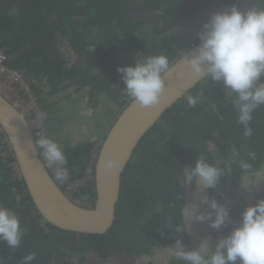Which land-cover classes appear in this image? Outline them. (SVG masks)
<instances>
[{
	"label": "trees",
	"instance_id": "16d2710c",
	"mask_svg": "<svg viewBox=\"0 0 264 264\" xmlns=\"http://www.w3.org/2000/svg\"><path fill=\"white\" fill-rule=\"evenodd\" d=\"M7 1L10 6L0 0V42L8 48L11 68L24 69L37 77L45 76L52 94L59 93L61 86L68 82L81 84L82 88L91 86V103L102 94L108 95L121 103L123 112L133 99L128 95L121 99V90L126 86L117 68L134 66L138 55L165 54L172 65L177 51L186 53L191 47L181 44L176 33L170 39L160 41L159 33L171 34L183 19L189 16L199 19L222 0H145L144 9L157 14L164 25L161 30L157 27L154 36L144 41L140 39L143 22L121 8L124 0ZM83 2L85 4L80 5ZM13 9L18 11L17 14L12 12ZM52 9L56 12L53 26L48 17ZM2 19L10 27L1 24ZM30 21H37L39 25L28 28ZM50 26L67 28L75 51L90 54L86 61L89 69H95L93 74L87 71L88 76L82 75L76 66L65 69L62 63L65 55L59 49L51 52L47 45V48L38 47L15 58V54L27 45L47 42ZM176 39L178 42L173 46ZM195 43L199 45V39ZM91 46L94 50H89ZM189 96L198 98L195 106L188 105ZM234 99V94L232 97L226 95L222 84L204 79L163 114L143 137L128 163L117 205V222L104 236L64 231L48 223L36 209L25 182L12 181L0 164V176L3 173L0 177V206L15 211L24 229L18 248L12 249L0 242V262L23 264V258L34 252L32 264H85V254L91 250L105 260L111 254L141 256L152 254L153 249H167V243L181 236L175 228L182 224L181 213L186 206L182 204L186 202L188 186L184 184L183 168L193 166L202 155L210 164L225 170L227 174L220 182L235 187L245 174L240 168L241 161L250 165L248 172L252 174L263 167L264 106L253 113L249 124L252 135L245 136V128L238 122L232 103ZM44 106L46 108V104ZM102 137L103 141L107 138L106 134ZM92 146L89 142L64 149L67 168L73 176L83 174ZM250 153L255 154V159ZM49 171L53 173L51 169ZM60 187L65 189L63 184ZM192 188L196 186L192 184ZM79 197L90 198L96 204V182L83 189ZM200 224H196L199 227L193 225L188 233L197 235ZM220 231L210 228L201 235L204 239L214 240L222 236ZM188 233L182 236H188ZM75 258L79 261L75 262ZM176 262L184 264L182 260Z\"/></svg>",
	"mask_w": 264,
	"mask_h": 264
},
{
	"label": "clouds",
	"instance_id": "9594fccd",
	"mask_svg": "<svg viewBox=\"0 0 264 264\" xmlns=\"http://www.w3.org/2000/svg\"><path fill=\"white\" fill-rule=\"evenodd\" d=\"M84 4L85 2H83ZM190 17L192 18V16ZM201 26V30L197 33L200 41L199 45H190L188 43L191 49L195 46L197 47L192 52H186L185 59L187 64L197 78L210 79L215 83L222 84L228 97H232L234 94L235 99L232 103L237 112L238 122L244 126L245 136H251L252 129L249 127V124L253 119V113L260 106H264V0H259L258 5H253L246 9H241L238 4H233L223 11L213 13L208 21ZM45 45L52 52L48 42L32 43L16 53L15 58L35 48L46 47ZM0 47L6 48V66L11 70L15 69L8 65V48L1 44ZM73 51L79 56V60L76 62L77 65H70V67L82 66L89 63L86 59L83 60L81 53H77L70 44V54L69 56L65 55L63 58V65L67 59L72 60L71 55ZM183 53L185 52L181 54ZM172 65L165 54L147 57L139 55L134 66L126 65L118 67L117 72L121 75L126 86L125 91L127 95L141 107L152 108L160 103V99L165 93L166 77L172 71ZM15 70L20 72L25 77L26 82L31 84L38 98L39 107L44 115L45 135H40L35 143L30 146L33 150H38L39 156L42 155L43 158L40 156L41 160L48 170H52L53 173H50L52 176L54 175L53 178L59 187L60 184L65 186V189L60 188L69 200L81 208L87 210L95 209L98 200L94 204V201L90 198L79 197L82 195V190L93 183L81 186L76 182L85 175L90 165V160L82 175L80 173L78 177L73 176L67 168L68 161L64 149L57 141L47 135V109L36 90L37 86L44 83L43 81H47V78L45 76L37 77L24 69ZM68 70L70 69L68 68ZM64 85L61 86L62 90L65 87L71 86L70 82L66 86ZM77 85L72 84V86ZM61 89L59 92L62 91ZM76 89L77 94L87 89L90 96L91 86L82 88L80 84V87L78 88L77 86ZM98 97L94 99V102H98ZM82 98L84 100V96ZM187 99L190 107L195 106L198 102L197 97L189 96ZM111 128L105 133L106 137ZM3 132L8 138L4 129ZM104 141L92 143L93 146L100 144L97 160L93 165V182H96V166ZM9 142L13 148L10 140ZM13 152L15 162L22 175L21 180L17 181L25 182L14 148ZM249 155L252 159H255L254 153H250ZM0 164L2 165L4 174L9 175L10 179L14 181L11 169L1 158ZM107 167L112 168L115 165L109 162ZM240 168L245 173L241 176L242 188L249 190L251 188H258L261 184H264V170H258L250 176L248 174L250 165L243 161L240 162ZM183 169L184 184L188 185L186 194L194 197V189L190 187L191 184H194L200 192V204H207L212 211H201L199 204L183 206L181 213L183 222L175 228V232L182 236L184 233L190 232L192 225L197 222H210L209 226L216 230H220L226 224L233 223L229 209L218 203L216 199L209 201L207 194L208 190L215 189L221 177L227 174L225 170L210 164L202 155L196 159L193 166ZM228 173H230V170ZM68 175L70 176L69 179ZM116 222L117 213L114 224ZM108 232L103 234V236ZM23 234L24 229L21 227L20 217L17 213L10 208L0 206V242L5 243L9 248L16 249L21 245ZM155 250L159 249H153V251ZM168 252L176 259L182 260L184 264H264V199H259L255 203L249 204L241 214L240 220L235 222V227L227 235H222L215 240L210 238L202 239L199 246L191 250L186 247L182 238H177L175 245L168 248ZM78 256L82 257V255ZM85 256L87 258L85 264L91 262L92 258L102 264H136L137 259L150 258L152 254H143L141 256L111 254L107 259L103 260L99 257L98 253L91 250ZM34 260L35 253L33 252L23 258V264H32ZM147 264L159 263L149 261Z\"/></svg>",
	"mask_w": 264,
	"mask_h": 264
},
{
	"label": "water",
	"instance_id": "95a60500",
	"mask_svg": "<svg viewBox=\"0 0 264 264\" xmlns=\"http://www.w3.org/2000/svg\"><path fill=\"white\" fill-rule=\"evenodd\" d=\"M246 1H253L254 4L259 2ZM236 3L241 6L239 1ZM215 12L210 8L205 15L199 16L198 30L203 21L208 20ZM197 46L189 52L194 51ZM185 56L186 53H183L181 58L173 63L172 71L166 77L165 93L158 105L143 108L133 100L109 131L96 166L98 203L92 210L81 208L66 197L41 160L38 150H33L30 146L36 140L27 120L0 93V124L13 145L33 203L48 223L61 230L80 234L103 235L110 231L116 220L122 178L135 149L163 114L204 80L192 73ZM71 59L77 62L79 56L73 51ZM109 162L115 167L108 168ZM91 261L102 264L93 258Z\"/></svg>",
	"mask_w": 264,
	"mask_h": 264
},
{
	"label": "rangeland",
	"instance_id": "374dc122",
	"mask_svg": "<svg viewBox=\"0 0 264 264\" xmlns=\"http://www.w3.org/2000/svg\"><path fill=\"white\" fill-rule=\"evenodd\" d=\"M236 1H239V3L241 4V6H239L241 9H246V8H249V7L253 6V5H258L257 3L254 4L253 1L248 2L246 0H222L218 4H215L212 7L213 11H216V12L223 11V10L229 8L230 5H232ZM3 2H4V4H6L8 6L11 5L10 1L4 0ZM244 2H246V3L242 4ZM142 4H143V0H132L131 9L130 10L136 9L138 11L136 13L132 11V12H130L129 15H134V16L138 15V16H140L139 20H141V21L144 20V24H143L144 25V31L142 32V36L140 37V39L142 38L141 40L144 41V40H147V39H151L152 36L154 35L153 31H151V30H155V27H157L158 25H160L159 26V30H161V28L163 27V24H162V20H161V18L159 16L157 17L154 14H150L148 11L143 10L144 8L141 7ZM198 4H199L198 7H200L201 5H200L199 2H198ZM80 5H83V3L80 4ZM199 10H200V8H199ZM12 12H14V14H17L18 11H15V9H13ZM49 12L50 13H48V15L52 16V18H51L52 20L51 19H49V20L53 21V22H54V20L56 21V18L54 17V14L56 12L53 9L50 10ZM87 17H88V14H86L84 16L85 19ZM192 18L195 19L194 17H192ZM192 18L189 16V17L183 19L181 24H184V25L189 24V22L193 20ZM8 23H9V21H8ZM7 25H9V24H7ZM38 25H39V23L37 21L36 22H31L30 21V22H28L27 27L28 28L36 27ZM9 27H10V25H9ZM201 28H202V26H200L198 32L201 30ZM149 29H151V30H149ZM59 35L63 39V35L61 33H59ZM170 36H173L172 33L171 34L167 33L165 35H160V33H159V35L157 37H159V39L161 41L163 38L170 39L169 38ZM88 40L91 41L90 39H88ZM65 42L67 44V46H65V47H66V49H68L69 46H70L69 40L66 39ZM177 42H178L177 39L174 40L173 46ZM186 42H187L186 38H184V41L180 40L181 44H186ZM189 43H190V45H194L195 44V40H193V41L191 40ZM0 49H1V47H0ZM5 50H6V48L4 49V52H5L4 54L6 56V51ZM83 53L84 54H81V58L83 60H85L86 57L90 58V54H88L87 52H84V51H83ZM65 59H67V58H65ZM70 65H77V63L75 61H73V60L68 61V59H67V61L64 64V67H66V69H68V67H70ZM76 67L78 68V70H77L78 73H80L82 75H86V76H88V74L86 73L87 71H92L90 73L93 74V72L95 70V69H89L88 68L89 67V63L83 64L82 66L78 65ZM71 68L72 67H70V70H71ZM64 86H66V85H64ZM77 86H78V88L80 87V85H77ZM66 88L69 89L68 92L72 91L71 88H69V87H66ZM125 90H126V88H123L121 90V92L122 93L123 92L126 93ZM77 96L78 97L84 96V100H81V103H80V106L83 109V114L84 115H94L96 117L97 115H101V113H104V111L107 108H111V107H114V106H115L116 109L118 108V106H116L113 102H110L109 100H107V101L99 100V102H97V103L94 102L93 104H91L90 103L89 91L87 89L82 90L79 94H77ZM126 96H127V94H125L124 97H122L121 99L124 100L125 98H127ZM95 104H96V106H95ZM110 126H111L110 124L106 125L105 126V130H107V128H109ZM101 137L102 136H100V138ZM94 138L96 139L98 137L96 136ZM100 138H98V140ZM94 140L92 141L93 144H95ZM248 174L251 176L252 173L248 172ZM256 189L257 188H251L249 190H245L244 188L241 187V180H240L238 182V186H235V187H233L232 184L227 185V184H223L222 181L221 182L219 181V183H218L217 187L214 189V191L208 190L207 194H208L209 201L212 199V196H213V199H216L218 201V203H220L221 205L226 206L229 209V213H230L231 219L233 221V223L226 224L225 226L222 227L223 229H220L221 230L220 232H222V235H223V233H226V232L229 233L233 229V227H235V222L240 220L241 214L243 213V211L245 210V208L249 204L255 203L259 199H264V194L262 196H260L259 198H256L257 190H259V189L264 190V184H261L259 186V188L257 190ZM210 194H212V196H210ZM190 199H191L190 201L194 202L193 205L199 204L200 208L202 209L201 211H203V210L204 211L205 210L206 211H212L208 207L207 204H200V196L198 198H195V197L192 196V197H190ZM204 224L205 225H202L200 227L199 231H198V234L201 232L199 234L200 238L202 237L201 234L205 233L206 231H208V229H210L209 228V222H204ZM230 225L232 227L231 229H229ZM225 235H227V234H225ZM178 238H180V237H178ZM202 239H204V236L200 240H202ZM159 250L153 251L152 257H150V258L144 257L142 259L141 258L137 259V263L136 264H147L149 261H153V262H156V263H159V264H161V263L165 264V262H168V260L171 259L170 254H169V252L166 249H161L160 248ZM97 259L99 260V258H97ZM78 261H79V258H75V262H78ZM95 263H96V261H91V262H89L87 264H95ZM175 264H178V263L176 262Z\"/></svg>",
	"mask_w": 264,
	"mask_h": 264
},
{
	"label": "crops",
	"instance_id": "0c3cea01",
	"mask_svg": "<svg viewBox=\"0 0 264 264\" xmlns=\"http://www.w3.org/2000/svg\"><path fill=\"white\" fill-rule=\"evenodd\" d=\"M48 17L50 19L51 16L48 15ZM205 21L208 20H204L203 23ZM50 23L53 26L51 21ZM1 24H7V22L2 19ZM184 26L186 25L177 26L175 28L176 30L173 29L175 31L172 32V35H174L173 33H176L182 41H184V38H186V44H188L191 40L196 41L198 36L194 37L195 34L191 33L190 28L182 29ZM49 33L50 35L47 42L49 47H51L52 52L55 53L59 49L62 55L64 54L69 56L70 46L68 49L65 47L67 46L65 42L66 39L69 40V44H71L70 33L68 32L67 28L63 27L56 29L51 27V31H49ZM59 33L63 35V39ZM0 44L4 45L3 42H0ZM68 83H66V85ZM69 88H71L72 91L68 92L69 89L65 87L63 90L61 89V92L52 94L47 82L37 86V92L40 95L41 100L46 104L47 135L48 137L57 141L63 149L69 147H80L85 145L87 142H92L96 136L100 138V136L105 135L108 129L112 127L114 122L122 113L121 103L118 100H113L108 95L102 94L98 97V102L99 100H109L118 106V108L116 109L115 106L107 108L104 113H101V115H97L96 117L94 115H84L83 109L80 106L81 100H83V98L82 96H77V86H72L71 83ZM121 94L124 97L125 92ZM108 124L111 126L105 130V126ZM98 138H96L94 141H103V137H101L99 140ZM256 194V198H259L264 194V190L259 189L257 190ZM198 238L201 239L200 236Z\"/></svg>",
	"mask_w": 264,
	"mask_h": 264
},
{
	"label": "built area",
	"instance_id": "2783aa9c",
	"mask_svg": "<svg viewBox=\"0 0 264 264\" xmlns=\"http://www.w3.org/2000/svg\"><path fill=\"white\" fill-rule=\"evenodd\" d=\"M4 49H0V92L3 96L28 120L29 125L34 134L35 140L40 135H45L43 112L39 107L38 98L36 97L32 86L26 82L25 77L17 70L9 69L6 66V56ZM100 144L93 146L90 155V165L87 168L85 175L77 180V184L87 186L93 183L95 164L98 156ZM42 157V155H40ZM0 158L11 169L14 181L21 180L22 175L19 167L15 162L13 148L5 136L0 125ZM43 158V157H42ZM68 175V179H69Z\"/></svg>",
	"mask_w": 264,
	"mask_h": 264
},
{
	"label": "flooded vegetation",
	"instance_id": "af4514ba",
	"mask_svg": "<svg viewBox=\"0 0 264 264\" xmlns=\"http://www.w3.org/2000/svg\"><path fill=\"white\" fill-rule=\"evenodd\" d=\"M123 1V0H122ZM131 2H132V0H124V5H122V9L124 10V11H128V13L130 14V12H137L138 10H136V9H132V10H130L131 9ZM144 3H145V0H143V4H142V8H144L143 7V5H144ZM114 4L115 5H117V2H114ZM233 4H237L236 2L235 3H233ZM232 4V5H233ZM232 5H230V7L232 6ZM143 10H145V9H143ZM145 11H147V10H145ZM150 13V12H149ZM150 14H153V13H150ZM155 16H157L158 17V15L157 14H154ZM137 17V21H141V20H139L140 18V16H136ZM52 18V16L50 17V19ZM195 18V17H194ZM193 19V18H192ZM201 19H203V17L201 18ZM52 20V19H51ZM162 20V19H161ZM52 22V24L54 25L55 24V20H54V22L53 21H51ZM143 22V24H144V20L142 21ZM205 22H207V21H205ZM204 22V23H205ZM203 23V24H204ZM162 24H163V21H162ZM198 24H199V19H193L192 21H190L189 22V24L188 25H186V26H184L182 29H185V28H190L191 29V33H193V34H195L194 35V37H196V34H197V32H198V28H197V26H198ZM202 24V25H203ZM164 25V24H163ZM160 25H158L157 27H159ZM157 27H155V30H151V31H153V34H154V31L156 32L157 30H156V28ZM144 31V25H143V28H142V31L140 32V33H142ZM154 36V35H153ZM152 36V37H153ZM196 44V43H195ZM194 44V45H195ZM89 50H94V47H89ZM178 52V55L175 57V59H174V61L176 60H179L180 58H181V56H182V52H184V50H180V52L179 51H177ZM68 61H70V59H68ZM173 61V62H174ZM62 62H63V60H62ZM85 62V61H84ZM65 69H66V67H64ZM69 69H70V67H68ZM92 72V71H91ZM95 72V71H94ZM261 170H264V163H263V167H262V169ZM190 187H191V189H193L192 188V184L190 185ZM210 190V189H209ZM213 191H214V189H213ZM186 193H187V191H186ZM194 197L195 198H198L199 196H200V192H199V189H194ZM212 195V194H211ZM185 199H186V202L185 203H182V204H184V205H186V206H192L193 204H194V202H192V201H190L191 199H190V196L188 195V194H186V196H185ZM212 199H213V196H212ZM196 205V204H195ZM122 209V208H121ZM204 211V210H203ZM198 223H201L200 224V227L202 226V225H205L204 224V222H197V223H194L193 225H196V224H198ZM209 224H210V222H209ZM192 225V226H193ZM196 226H198L199 227V225H196ZM209 228H211L210 226H209ZM216 230V229H215ZM206 233V232H205ZM196 236V238H194ZM183 236H180V238H182ZM199 237V234H197V235H195V234H190V233H188V236L187 235H185V237H183L182 239H183V241H184V244L186 245V247L188 248V249H194V248H196V247H198L199 246V243H200V239L198 238ZM175 241L176 240H172V241H170L169 243H167V249L166 250H168V248L169 247H172V246H174L175 245ZM188 244H187V243ZM170 257H171V259L170 260H168V262H165V264H175L176 262L175 261H179V259H176L175 257H173V256H171L170 255ZM162 264V263H161Z\"/></svg>",
	"mask_w": 264,
	"mask_h": 264
}]
</instances>
